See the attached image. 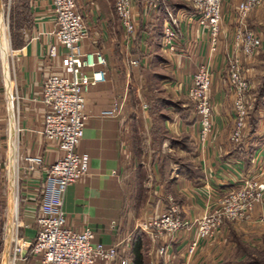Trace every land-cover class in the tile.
Wrapping results in <instances>:
<instances>
[{"label":"crops","instance_id":"crops-1","mask_svg":"<svg viewBox=\"0 0 264 264\" xmlns=\"http://www.w3.org/2000/svg\"><path fill=\"white\" fill-rule=\"evenodd\" d=\"M239 1L233 0L231 3V0H226V3L224 2L225 4L222 5L218 51L211 57L212 80L209 95L212 102V134L202 144L196 139L198 135L196 137V131L192 127L195 125L196 119L190 101L177 109L181 110V114L178 112L170 116L161 114L162 123L159 126L154 118V113L150 112L149 125L152 134L155 135V133L164 130L165 133L162 135L168 134L171 138L170 145L166 144L167 141L163 136L159 139L160 151L169 153L171 150L177 149L183 158L181 162H165V164H157L154 159L148 166V173L141 160L133 163V159L140 156L142 150L135 131L132 130L133 133H131L128 120L123 112L115 116H104L101 115V112L110 108L118 95L111 60L117 56V61L121 62L124 68L131 61L143 65L138 59L132 60L130 52L135 48V45H138V40L143 43L142 41L146 38L147 35L142 30L148 27L147 15L151 14L152 10H149L150 13L147 14L142 7L138 6L133 9L136 31L129 41L115 14V17H110V14L107 17V13L102 14L100 7H89L86 12L84 9L80 10L89 30V38L82 43V49L98 48L103 51L107 60V75L104 82L91 86L85 96L84 110L88 119L77 149L89 154V168L82 178L69 185L65 190L63 208L69 227L81 230L88 226L95 232V241L105 245L119 243V257L111 264H119L121 257L129 258L130 264H132L131 245L136 231L140 232L145 247L148 246L146 238L149 235L140 230L138 225L163 212L168 207L170 199L177 205L181 219L192 217L193 214L200 216L210 206L213 207L216 198L237 185L236 180L230 178L229 174L232 176L241 174L245 179H249L253 178V174L256 172L258 174L260 170L255 169L256 166H260L256 165L258 161L254 159V156L260 151L261 158H263L264 147L258 146L255 142L264 132L248 130L245 135L243 133L239 142L230 140L234 119L232 117V93L228 83L225 59L234 51L232 34L236 6ZM30 5L31 28L24 31L23 45L12 49L11 74L9 75V66H7V73L3 71L7 75L5 81L7 92L10 94L9 100H11L12 92L19 97L17 101L19 116L17 120L16 167L17 155L24 157L35 154L43 158L42 166L35 172L21 176L19 221L22 226L19 227V234L29 242L34 240L37 231L34 216L45 170L59 153L56 144L47 142L41 134L45 113V107L40 102L42 81L48 73L60 69L58 58L55 59L53 66L44 61L47 48L53 41L52 0H31ZM160 6L159 4L158 7H155L153 12L158 13V10L161 9ZM78 7L81 9L80 5ZM176 11L173 12L183 15L178 24L181 55H172L162 47L161 52L164 56V69L175 75L176 81L173 85L177 86H174L173 89L179 93H176L177 95L173 93V99L178 102L179 96L182 95L181 92L184 93L186 87V74H193L197 63L207 58L208 47L204 54L196 52L195 56L196 43L200 39L203 29L196 18L191 16L192 7L180 6ZM189 16L191 19H188ZM163 24L164 19L161 26ZM248 25L262 35L264 42V2L250 13ZM120 27L122 32H120ZM146 57H150V55ZM2 86L0 77V156L4 153L2 147L5 143L1 137L4 135L7 118L5 104L2 101L4 98ZM184 94L187 96L186 92ZM163 105H167V103L165 102ZM188 110L189 115L186 112ZM13 132L11 130L9 173L14 169ZM182 135L188 136L195 148V153L187 151L175 143ZM157 151L154 150V153H158ZM191 155L200 165L203 174L201 178L190 177L182 167L183 160L189 159ZM7 159L9 163V154ZM263 163L261 161V168H263ZM20 164L24 163L20 162ZM12 192L11 189V198ZM209 193L213 198V201L210 202L207 199ZM15 194L16 209L13 210V205L9 209L11 219L17 215L18 211L17 174ZM2 198L0 195V203L4 206ZM6 212L8 214V210ZM261 212L264 213V200L262 208H257L253 218L254 222H259L264 226V219L260 220L257 216ZM10 227L11 225H9ZM189 234L184 231L172 237L155 241L156 255L160 247L164 248L163 254L160 256V264L174 263V259L170 258L171 254H179L180 257L184 254L183 251L187 246L185 240L190 236ZM4 249L10 251V242L4 243ZM236 261L232 264H237ZM15 264H38V262L36 257L28 256L19 258Z\"/></svg>","mask_w":264,"mask_h":264},{"label":"built area","instance_id":"built-area-1","mask_svg":"<svg viewBox=\"0 0 264 264\" xmlns=\"http://www.w3.org/2000/svg\"><path fill=\"white\" fill-rule=\"evenodd\" d=\"M162 0H149V4L158 7ZM199 25L207 30L208 56L199 61L187 88V95L193 102L198 117V139L204 143L213 132L212 102L209 95L212 74L210 58L219 46L222 23L223 0H186ZM261 0H240L236 6V18L233 29V53L228 56V83L232 91L234 128L230 140L242 139L248 118L247 94L251 88L249 80L242 71V65L236 52L246 56L257 53L261 46V35L249 27L247 19L250 12ZM132 0H116L115 13L126 37L132 38L136 31ZM54 16L53 41L49 44L44 61L53 66L59 59L60 69L48 73L42 81L40 102L45 107L41 134L47 142L56 144L58 155L50 162L42 181L37 204L35 221L37 231L33 241L23 239L19 234V213L13 218L10 230V251L0 252V264H15L19 258L36 257L38 264H111L119 257V243L105 245L95 241V232L88 226L75 230L66 223L63 208L64 193L67 187L82 178L89 168V154L77 149L87 123L85 96L91 86L106 79V56L98 48L83 50L82 43L89 38V30L76 0H52ZM183 15L175 14L164 8L162 26V49L172 55H181L179 47V19ZM188 19H191L190 16ZM131 63H137L131 61ZM5 94L6 146L10 150L11 130L14 131L18 146L17 120L18 99L12 92L9 100L6 83L2 78ZM121 105L114 102L101 112L104 116L120 113ZM13 123V127H12ZM12 131V132H13ZM23 162L24 164H20ZM43 164L40 155H17V201L21 198L22 175L35 172ZM6 165V164H5ZM8 169V166L6 167ZM8 171V170H7ZM8 182H10L8 180ZM264 200V180L246 179L243 184L229 190L202 217L195 220L196 234L189 244V253L201 239L215 234L222 222L227 220H253L257 208H262ZM6 208L0 203V230L5 234L3 223ZM258 219H264L259 213ZM186 224L179 214L177 205L171 201L160 214L142 221L138 228L153 240L172 237ZM9 228V227H8ZM7 229V232L10 231ZM4 238V237H3ZM164 251L163 247L159 248ZM8 252V253H7ZM7 253V255H6ZM119 264H130L129 258L121 257Z\"/></svg>","mask_w":264,"mask_h":264},{"label":"rangeland","instance_id":"rangeland-1","mask_svg":"<svg viewBox=\"0 0 264 264\" xmlns=\"http://www.w3.org/2000/svg\"><path fill=\"white\" fill-rule=\"evenodd\" d=\"M24 1L25 0H0V11L2 12L4 37L7 44L6 55H7V66H9L8 68L9 75L12 72V68H11L12 49H14V47L16 46L17 43L16 34L19 33L16 32L19 29L16 24L18 23V25L21 24L24 25L23 21L26 23L27 20V16H26L27 13L20 7L21 4H24ZM225 1L226 0H223L222 4H225L226 3ZM30 2L31 0H28L30 7L31 22L30 25L29 22H27V24H25L27 26L26 27L24 26V28H22V31L20 32V34L23 36V39L25 37L24 36L25 29L26 30L30 29L32 25V13H31ZM76 2H77V6L80 5L81 7V9L80 8L79 9L80 10L84 9L85 12L89 10L88 9L89 7L91 8L100 7L102 14L107 13L106 14L107 17L109 16V14L111 15L110 17H115L116 15L115 13L116 0H76ZM232 2L233 0H231V3ZM263 2L264 0H261L260 4L257 5L253 10L261 6ZM165 3H172V4L184 6V8L188 6L191 7L190 3L187 2L186 0H162L159 4L165 5ZM132 4H133L132 5L133 9H135V7L138 6L142 7L144 9V12H147V14L150 13L149 10H152L151 14L147 15L148 17L147 19L149 20L148 27L142 30V32L147 35L146 38L144 39V41H142L143 43H141L140 40H138L137 42L138 45H135V48L132 49V52H130L132 60L138 59L143 63V65L139 63H133V64L129 63L126 64V67L124 68L122 63L121 62L119 63L117 61V56H115L114 59L111 60V64H113L112 66L115 72L116 85L118 87V95L115 102L121 105L120 112H123V115L127 118L128 124L131 128V133L135 131L138 144L140 143V149L142 150L140 152V156H138L137 158L135 157L133 159V163L141 160L143 162V166L146 169V172L148 173L149 172L148 166L152 161H154V159H156L157 164L158 163L165 164V162H170V163H175L176 161L181 162L183 158V155L179 153L177 149H173L169 153H164L160 151L161 146H158L159 139L162 138L163 136L162 134L165 133V131L163 130V132L155 133V135L152 134L151 126L149 125L151 110L154 111V118L157 121V124L159 123L158 124L159 126L162 123L160 117L161 114L165 116H170L175 112L180 113L181 110H177V109L180 106H182V104H187L190 101L191 105L190 104L189 105L192 107V111L194 112L196 119L195 125L192 126L193 129L196 131V137L198 135V130H199L197 124L198 117L193 102L189 99L188 95L186 96L184 94L185 92L187 94V88L191 82V78L193 75L192 73L186 74L187 76L185 83L186 87L184 89V93L181 92L182 95L179 94L180 96L178 98V102L176 101V99H173L174 98L173 96L176 93L177 94L179 93V92H175V90L173 89L177 86V85L176 86L173 85L176 81L175 75H173L170 71L164 69L163 67L164 56L163 53L161 52V47H162L161 25L164 19V10L160 9L158 10V13L153 12L154 11L153 9H155V7L149 4V0H132ZM175 12L177 11L175 10ZM13 23L16 26L13 25ZM247 24H248V19H247ZM202 29L203 30L200 35V39L196 43L195 56H196V52L198 53L203 52L204 54L207 51L206 49L208 47L207 30L204 28ZM120 32H122L121 27H120ZM127 40L129 41L131 39L127 38ZM139 44L142 45L140 46ZM232 46H233V40H232ZM146 52L148 53V55H146L147 54ZM235 52L240 59L243 74L251 84V88L246 98L249 114L244 129V135L248 130L250 131L256 130L259 132H264V96L260 97L259 94L260 93L259 89H261V87L262 88L264 87V42L262 35H261V46L258 49L257 53H255L254 55L246 56L239 50ZM145 55L146 56L150 55V57H146ZM227 63H228V56H226L225 59V65L228 74ZM211 64H212V59L210 58V64H209L210 69H211ZM0 77L3 78L5 81L1 59H0ZM8 79L10 81L9 76ZM1 90L3 91V97H4L2 101L5 104L6 101H5L3 86L1 87ZM6 90H7V85H6ZM8 96L10 99L9 92H8ZM160 100L162 101V103L157 102ZM232 100H233V95H232ZM165 102L167 103V105H163V103ZM186 112L189 115L190 113L189 110ZM183 114L185 113L183 112ZM232 117L234 119L233 105H232ZM5 128H6V124L4 126V129ZM166 135H164L163 138L166 139L167 141L166 144L168 143L170 145L171 138L169 137V135L168 136ZM263 135L264 133H261V135H259L258 138L259 140L255 142L258 146L262 148L264 147ZM1 138L3 143H5L6 142L5 130H4V135ZM196 139L199 141L198 137ZM13 146H14L13 176L11 175V173H9V169L6 168L9 164L7 159L8 148L6 146V143L3 144L2 147L3 148L2 151H4V153H2L0 156V195L3 197L2 203H4L5 208L7 206L6 210H8V214L7 213L5 214L3 220V223L6 226L4 231L5 234H3L4 236H2V232L0 230V245L2 246L0 248V252L3 250L4 243L6 242L8 244L11 238L10 235L11 230L8 227L9 225L11 226L13 225V219L10 218L9 209L11 205H13L14 211L16 209V204H15L16 203L15 180H16V168H17L16 167V137ZM154 150L157 151L158 153L156 152L154 153ZM193 153H195V151ZM192 156L193 155H191L189 159L185 158L183 162L189 160L193 162L194 168L200 169L199 163L197 162V160L193 159L194 156L193 157ZM10 159L11 158L9 153V161ZM254 159L258 161L256 162L257 163L256 165L260 166V167L256 166L255 169L256 170L260 169V170L258 172L259 175L257 174V172L253 174V178L258 180H264V163H263V168H261L262 164H260L261 161L264 162V157L261 158L260 151L256 154V156H254ZM229 177L232 178L233 180H236L235 182L237 184L231 189L234 188L236 189L240 187L243 184V182L247 179V178L245 179L244 176H242L241 174L237 176H232L231 174H229ZM8 180L10 182H8ZM11 189L13 190L12 198L10 197ZM226 192L222 193L218 198L215 199L216 201L213 207L222 198V196L226 194ZM209 194H207V199L210 202L213 198L211 196L212 194L211 193ZM20 203H21L20 200H18V209H17L18 213L20 212ZM210 208L211 206L206 211L204 210L205 212H203V214L200 216H196V214H193L194 216L189 217L187 219L182 218V220L186 222V224L183 226L181 230L176 232L175 235L179 234L180 232L187 231L190 233L189 234L190 236L187 237L185 240V244L187 246H185V250L183 251L184 254L182 253L183 255L181 257L179 256V254H175V255L171 254L170 258L174 259V263L171 264H183V263L184 264H232L233 262L235 263L236 259L239 260L236 261L237 264H245L247 257L244 254V252L240 251L241 249L246 248L252 250V252L254 253L255 252L259 253L261 251H264V226L261 225V223L254 222L253 220L246 221V220L226 219L225 221L222 222L221 226L217 229V231L213 236L205 239H201L198 242L197 246L194 248V250L191 253H189L188 246L194 240L196 234L195 220L202 217L206 212H209L212 209ZM7 229L10 231L7 232ZM154 244H156L155 241H153L150 237L146 238V245L148 246L145 247V243H143L142 254H143L144 264H160L161 262L160 256H162L163 251L160 252V250H157V255H156L155 254L156 245L154 246Z\"/></svg>","mask_w":264,"mask_h":264},{"label":"trees","instance_id":"trees-1","mask_svg":"<svg viewBox=\"0 0 264 264\" xmlns=\"http://www.w3.org/2000/svg\"><path fill=\"white\" fill-rule=\"evenodd\" d=\"M167 6L169 7L172 11H175L178 7H180V5H176V4H172V3H165V5H161V9L164 10V7ZM20 7L27 13V20L26 23L23 21L24 25H18V23L15 24L17 25V27L19 28L16 32L18 34L17 35V43L16 46H20L23 45L24 43V39L23 36L20 34V32L22 31V28H24V26L26 27L27 22H31V16H30V7H29V3L28 0L24 1V4H21ZM18 8V7H16ZM14 10V9H13ZM25 19V18H24ZM13 23V25H15ZM15 25V26H16ZM13 26V27H15ZM15 46V47H16ZM260 91V97L264 96V87L261 89H259ZM158 103H162V101H157ZM151 112L154 113V111L152 110ZM177 145H179L181 148L193 152L194 151V147L192 145V143L189 141L188 136L187 135H182L176 142ZM193 162L187 160L186 162H183V168L184 171L190 176L193 177L195 179L201 178L202 177V172L199 168H194L193 166ZM2 246L0 245V248ZM142 247H143V241H142V237L139 231H136L133 238H132V245H131V256H132V264H144L143 261V254H142ZM240 251L244 252V254L246 255L247 259L245 261V264H264V251H261L259 253L257 252H252V250L249 249H241ZM256 254V256H255Z\"/></svg>","mask_w":264,"mask_h":264},{"label":"bare ground","instance_id":"bare-ground-1","mask_svg":"<svg viewBox=\"0 0 264 264\" xmlns=\"http://www.w3.org/2000/svg\"><path fill=\"white\" fill-rule=\"evenodd\" d=\"M6 54H7V44H6L5 37H4L2 12L0 11V59H1L2 65H3V71H5L7 73V55ZM5 72H4V76H5V80H7V78H6L7 75H5ZM14 143H15V140L13 138V145H14ZM10 145H11V141H10ZM9 152H10V150H9ZM9 165H10V161H9ZM9 165H8V169H9ZM10 170H11V168H10ZM12 170L10 171L11 174H12ZM12 176H13V174H12Z\"/></svg>","mask_w":264,"mask_h":264}]
</instances>
